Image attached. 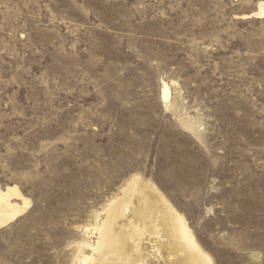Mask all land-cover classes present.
<instances>
[{
	"label": "rangeland",
	"instance_id": "1",
	"mask_svg": "<svg viewBox=\"0 0 264 264\" xmlns=\"http://www.w3.org/2000/svg\"><path fill=\"white\" fill-rule=\"evenodd\" d=\"M261 1L0 0V186L31 201L0 264H74L136 176L216 264H264Z\"/></svg>",
	"mask_w": 264,
	"mask_h": 264
},
{
	"label": "bare ground",
	"instance_id": "2",
	"mask_svg": "<svg viewBox=\"0 0 264 264\" xmlns=\"http://www.w3.org/2000/svg\"><path fill=\"white\" fill-rule=\"evenodd\" d=\"M242 18H264V1ZM170 88L163 83L161 100L168 105ZM192 132L196 124L184 121ZM198 128V127H197ZM122 198L116 197L107 209L106 221L87 237L97 235L95 243L79 244L74 264H216L196 239L185 216L168 201L156 185L136 176ZM31 201L17 185L0 186V229L22 217ZM90 251V255H87Z\"/></svg>",
	"mask_w": 264,
	"mask_h": 264
}]
</instances>
